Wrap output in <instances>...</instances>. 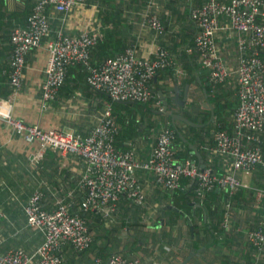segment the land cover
I'll return each instance as SVG.
<instances>
[{
	"label": "crops",
	"instance_id": "crops-1",
	"mask_svg": "<svg viewBox=\"0 0 264 264\" xmlns=\"http://www.w3.org/2000/svg\"><path fill=\"white\" fill-rule=\"evenodd\" d=\"M35 1L0 0V99L12 96L11 105L6 110L7 106L4 107L3 112L9 110L12 115L45 129H71L86 134L102 116L105 107L111 104L120 128L116 145L122 149L132 147L139 157H147L159 130L166 125L173 126L169 114L158 113L156 110L159 108L153 102L135 104L118 101L131 104L115 105L107 93L94 90L87 84V69L79 64L69 67L65 82L52 99L45 100L42 96L49 56L48 42L56 32L64 30L69 34H79L84 30L110 28V36L104 46L107 52H118L131 42L136 44L139 56L150 57L159 44L166 46L184 73L178 76L171 69L159 70L152 78L153 88L167 97L170 112L184 113L190 108L200 123L211 117V110L204 103L212 105L214 116L209 123L211 126H201L207 128L200 132L201 137L196 138L193 144L201 152L206 166L219 171L231 168L228 156L212 150L213 130L225 121L220 123L215 103L205 98L196 52L192 50L195 25L190 13L194 6L205 0H156L153 11L164 20L165 26L161 34L139 25L141 13L146 8L141 0H113L112 5L105 0H86V3L74 6L67 13L49 7L51 32L39 46L26 54L23 83L13 94L9 84L10 32L14 26L26 24ZM118 38L124 39V44L114 47L113 40ZM233 39V35H220L218 41L225 57L236 64L239 50ZM106 56L102 50L94 48L91 64L99 63ZM187 83V100L178 106L176 90L182 98ZM225 88L236 93L234 87ZM235 97L238 100L237 95ZM193 102L194 106L191 105ZM228 111H225L226 122L232 124V113ZM206 114L208 119L203 121ZM179 123L183 128L187 127L181 121ZM38 146L37 141H26L0 118V252L13 247L32 252L43 241L42 231L27 225L24 210L34 190L40 189L44 193L43 202L47 209H51L58 198L77 205L82 199L83 193L78 184L86 166L85 160L75 153L48 148L43 158L35 161L32 157ZM174 149L177 157L184 151L177 143ZM136 176L144 188L145 201L132 204L123 195L113 215L109 219L103 217L104 227L109 228L112 224L118 230H112L107 239L106 230L100 228L103 236L96 241L100 248L77 251L70 245L65 246L61 264H90L99 249L106 250L107 254L119 250L125 257L139 258L144 264H180L191 251L201 246L205 248L186 264H264V251H258L247 239V231L257 224L260 217L255 188L264 185V166H257L251 174L238 172V176L249 184L244 188L252 196L240 201L242 207L232 210L225 221L227 231L224 236L216 235V238L211 229L220 225L221 219L198 200L194 180L183 178L180 188L167 190L155 183L151 171L138 170ZM213 197L208 195L207 199L212 208ZM186 216H189L191 224ZM92 232L95 239L96 234L94 230Z\"/></svg>",
	"mask_w": 264,
	"mask_h": 264
},
{
	"label": "built area",
	"instance_id": "built-area-1",
	"mask_svg": "<svg viewBox=\"0 0 264 264\" xmlns=\"http://www.w3.org/2000/svg\"><path fill=\"white\" fill-rule=\"evenodd\" d=\"M86 0H36L25 25L14 26L10 32L12 44L9 84L14 94L23 83L26 54L39 46L51 32L48 8L67 13ZM156 0H147L139 25L161 34L165 26L153 11ZM195 25L193 48L204 72L209 93L216 95L221 87H234L238 104L232 114V129L219 124L213 130L214 147L219 155L231 159L226 171L201 167L192 157L176 156L172 125L162 127L145 158L132 147L116 145L119 124L108 104L90 132L77 133L71 129H45L11 114L12 96L0 99V118L26 141H37L39 146L32 159L39 161L48 148L81 156L86 166L78 187L83 196L80 209L99 213L109 219L124 195L132 203L145 201L144 188L136 176L138 170H148L155 183L167 190L180 188L183 178L195 181V194L223 190L233 196L241 187L249 186L238 172L251 174L257 166H264V0H205L191 10ZM230 37L238 47L236 64L229 62L218 38ZM103 38L99 28L69 34L58 30L48 42L49 56L42 82V96L52 99L66 80L69 67L83 64L87 68L85 81L94 90L107 93L113 100L153 102L162 109V100L151 81L159 70L169 68L178 76L183 69L166 46L159 44L150 57L138 55L136 44L105 57L91 65V49ZM256 204L260 206L257 224L247 231V239L260 252L264 251V185L255 188ZM44 193L36 189L27 199L24 210L27 225L44 235L34 251L13 247L0 252V264H61L63 249L70 245L77 251L89 248L94 240L87 220L70 211V203L58 198L51 209L44 206ZM225 221L230 211L227 201ZM227 225V224H226ZM90 264H144L139 258H127L120 252L108 256L95 255Z\"/></svg>",
	"mask_w": 264,
	"mask_h": 264
},
{
	"label": "trees",
	"instance_id": "trees-1",
	"mask_svg": "<svg viewBox=\"0 0 264 264\" xmlns=\"http://www.w3.org/2000/svg\"><path fill=\"white\" fill-rule=\"evenodd\" d=\"M105 1L109 2L110 5L113 4L112 3L113 0H105ZM140 3L142 4L143 7H145V5L147 3V0H141ZM117 4L118 3H116V5ZM116 5H114V6L117 8ZM111 20L113 21V17H111ZM109 30H110V28H105L104 30H102L103 31V38L95 46L92 47L91 54H92V50H94V48L97 51L98 50H102V52L106 53L107 56H110V55H113V54L117 53V52H113V51H108V52L105 51L107 49L106 47H104L106 45V39L110 36ZM110 43H112V42H110ZM113 44H114V47H116L117 44L118 45H120V44L123 45L124 44V39L118 38L117 41L113 40ZM129 44H132V43L130 42ZM129 44H127L126 46H128ZM107 45H108V43H107ZM126 46H124V48ZM123 49H121L120 51H122ZM263 56H264V52H263ZM90 64H91V59H90ZM79 65H82L85 69H87L83 64H79ZM91 65H94V64H91ZM198 67H199V64H198ZM167 69H169V68H165V69H162V70H167ZM203 74H204V72L202 71L199 74V76H201V79L203 80L202 82H203V84L205 85V87L207 89L209 100L213 101L215 103V112L217 114V118L221 120L220 123L225 121L224 123L221 124V126H222V128L230 131L232 129V124L231 123L228 124L226 122V116H227L226 114L227 113L225 111L229 110L228 112L232 113V114L234 112L236 103H234V106H233V105H230L227 102V99L229 98L230 94L234 93V91H232L230 89H226L225 87H221L220 91L216 95L212 96L209 93V87H208V84L206 82V78H205V76ZM111 100L115 102V105H119V106H127L128 104H131V103H126V104L125 103H120L117 100H113V99H111ZM123 102H128V101H123ZM132 102L135 103V104H143L142 102H138V101H132ZM148 103H150V102H148ZM194 104H195V102H193L191 105L194 106ZM183 114L186 115L187 117H189L190 119L194 120V121H198L197 117L194 114L191 113L190 108L186 109ZM202 119H203V121L207 120L208 119V114L204 115ZM179 122L177 121L176 125L179 124V128L183 131V136L188 139L187 142H191V143H195V141H196L195 139L198 138V137H201V133L200 132L203 129L211 126V124H209L207 127H195V126L188 125L187 127L183 128L182 125H180ZM175 143L179 144L184 150L183 153L181 152V154L178 155V158L185 159L187 157H192L194 159H197L196 154L191 153L190 147L180 137V135L178 134L177 130H176V138L174 140V144ZM123 149H125V148H123ZM263 150H264V145H263ZM247 191L248 190H246V188L241 187V188H239L236 191V193L233 196H229V194L225 193L223 190L217 191L216 189H213V190H209V191L205 192V194H204V196L202 198L198 197V200L200 202H203L207 206V208L209 209V212L216 213V215L221 219V224L220 225H214L212 227V229H211L212 231H214V237L215 238H216V235L217 236H224V233L227 231V225L225 224V211L227 209V206H226L227 205V201L230 202V208L228 210L231 213L232 210L235 209V207H238V206L242 207L243 206V204H241V202H240L241 200H248L252 196L251 192L250 191L247 192ZM208 195L214 196L213 197L214 198V200H213V208L209 206V203H208V200H207L208 199ZM69 207H70V211L71 212L78 213L80 216L84 217L87 220L89 228L91 230H94V232L96 234L95 239L93 240V242H92V244H91V246L89 248H91V247L100 248L96 241H97L98 238L103 236V233L100 234L101 230H106V234L105 235H106L107 239L109 238L110 232L112 230H118L117 229L118 227L112 226V224H111V226L109 228L104 227V225H105L104 218L99 213H96L94 211L86 212V211L80 209V203L78 205L74 204V203H72V204L70 203ZM230 216H231V214H230ZM100 228H101V230H99ZM206 231H207V234H210L208 232V230H206ZM116 247H119V245H116ZM99 250L100 251H97V254L101 255L103 257L104 256L106 257V256H108L111 253V252H109L107 254L106 250H104V249H99ZM115 251L116 252H120L119 250H115Z\"/></svg>",
	"mask_w": 264,
	"mask_h": 264
},
{
	"label": "water",
	"instance_id": "water-1",
	"mask_svg": "<svg viewBox=\"0 0 264 264\" xmlns=\"http://www.w3.org/2000/svg\"><path fill=\"white\" fill-rule=\"evenodd\" d=\"M200 84H201V87L204 90L205 98L208 99V92H207V89H206L205 85L201 81H200ZM158 93H159L160 98L162 99L163 107H162V109H158L156 111L158 113H168L169 114L171 123L173 124V126L177 130L178 134L188 144V146L191 149V153L196 154V156L198 158V160H197L198 164L201 167H204L205 166V163H204V160H203V158H202L199 150L194 146L193 143L187 142L188 139L183 136V131L179 128V124L176 125V122L177 121L178 122L181 121L184 126L191 125V126H195V127H201V126L207 125V124H209L212 121V118L214 116V110H213L212 105L211 104H207L206 102L204 103L206 106H208L210 108V110H211V117L206 122H201L200 123L198 121H194V120L190 119L189 117H187L186 115H184L181 112H170L168 110L169 109V101H168L167 97L164 95V93L162 91H159ZM188 93H189V83H187L186 86H185L184 95H183L182 98L179 97L178 90H176V102H177V105L178 106H182L183 104H185V102L187 100ZM118 101L123 102L122 100H118ZM128 102H132V100H129ZM217 190H219V189L217 188ZM186 218L188 219L189 223L191 224V220H190L189 216H186ZM203 248H205V246H201L197 250L191 251L188 254V256L185 257V259L180 262V264H186L188 262V260L192 256H194L197 252L201 251Z\"/></svg>",
	"mask_w": 264,
	"mask_h": 264
},
{
	"label": "rangeland",
	"instance_id": "rangeland-1",
	"mask_svg": "<svg viewBox=\"0 0 264 264\" xmlns=\"http://www.w3.org/2000/svg\"><path fill=\"white\" fill-rule=\"evenodd\" d=\"M233 94L236 95L235 92L232 93V94H230L229 98L227 97V98H228V99H227V102H228L230 105H233V106H234V103H236V105H237L238 100H237V98L235 97V95H233Z\"/></svg>",
	"mask_w": 264,
	"mask_h": 264
},
{
	"label": "bare ground",
	"instance_id": "bare-ground-1",
	"mask_svg": "<svg viewBox=\"0 0 264 264\" xmlns=\"http://www.w3.org/2000/svg\"><path fill=\"white\" fill-rule=\"evenodd\" d=\"M86 3V2H85ZM162 21H164V20H162ZM223 49V48H222ZM109 50V49H108ZM120 52V51H119ZM235 62V61H234ZM107 95V94H106ZM162 100V99H161ZM118 101V100H117ZM112 103V102H111ZM163 103V102H162ZM133 104V103H132ZM162 107H163V105H162ZM113 109V108H112ZM147 111V110H146ZM176 130V129H175ZM118 147V146H117ZM201 153V152H200ZM217 190V189H216ZM220 190V189H219ZM121 201V200H120ZM133 204V203H132ZM75 207V206H74ZM133 247V246H132ZM133 250V249H132ZM98 255V254H97Z\"/></svg>",
	"mask_w": 264,
	"mask_h": 264
}]
</instances>
